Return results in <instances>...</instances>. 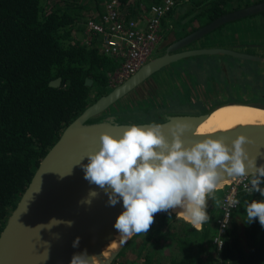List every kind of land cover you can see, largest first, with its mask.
Masks as SVG:
<instances>
[{"label": "water", "instance_id": "water-1", "mask_svg": "<svg viewBox=\"0 0 264 264\" xmlns=\"http://www.w3.org/2000/svg\"><path fill=\"white\" fill-rule=\"evenodd\" d=\"M262 11L264 2L225 13L172 41L67 124L34 168L2 227L0 264H113L149 217L174 195L240 177L264 178V124L197 132L211 108L264 110L263 104L214 101L210 85H197L195 93L203 100L198 112H162L155 117L158 122L141 124L123 123L113 115L116 108L141 100L140 86L153 83V75L171 72L187 60L205 57L219 65L221 56L236 55L250 61L249 69L255 71L253 62L260 57L234 54L209 41L226 23ZM181 75L189 86L186 74ZM59 83L56 79L49 86ZM160 83L151 102L166 89ZM85 84L91 85V80ZM188 90L194 96L191 85ZM137 222L129 236L118 237Z\"/></svg>", "mask_w": 264, "mask_h": 264}, {"label": "trees", "instance_id": "trees-1", "mask_svg": "<svg viewBox=\"0 0 264 264\" xmlns=\"http://www.w3.org/2000/svg\"><path fill=\"white\" fill-rule=\"evenodd\" d=\"M115 1L123 21H137L162 2ZM250 1L196 0L186 10L177 7L184 27L195 21L206 24L227 13L230 4L247 6ZM103 3L0 0V232L34 168L62 129L111 90L106 75L118 60L102 53L103 35L86 32L89 21H98ZM259 16L263 20H257L255 28L264 35V13ZM56 79L59 85L49 86ZM86 79L91 85L85 84ZM152 110L136 103L116 108L113 115L123 123L141 124L136 118H153ZM223 192L208 190L196 199L200 229L171 213L167 204L160 207L137 233L142 242L137 245L133 238L128 243L135 261L142 256V264H264V183L251 192L237 191V208L222 235V248L216 251L212 238ZM163 248L167 255L162 256Z\"/></svg>", "mask_w": 264, "mask_h": 264}, {"label": "built area", "instance_id": "built-area-1", "mask_svg": "<svg viewBox=\"0 0 264 264\" xmlns=\"http://www.w3.org/2000/svg\"><path fill=\"white\" fill-rule=\"evenodd\" d=\"M177 0H162L157 6H152L148 15H140L137 21H123L117 11L115 0H104L103 11L98 21H89L86 32L92 35H103L102 53L118 60V66L107 73V85L113 88L134 74L151 55L161 38V28L167 14L173 10ZM144 22V28H139L137 22ZM264 183L260 177H240L224 186L219 200V214L215 219L216 234L212 244L216 251L222 248V235L230 225L232 213L237 208V191L251 192ZM215 251V252H216Z\"/></svg>", "mask_w": 264, "mask_h": 264}, {"label": "flooded vegetation", "instance_id": "flooded-vegetation-1", "mask_svg": "<svg viewBox=\"0 0 264 264\" xmlns=\"http://www.w3.org/2000/svg\"><path fill=\"white\" fill-rule=\"evenodd\" d=\"M192 2H196V0H177L172 10L173 14L171 17L174 18L175 15L179 14L178 11L180 9L177 6L182 5L181 10L183 9L186 10L191 7V4H193ZM262 2H264V0H251L249 5L240 6V7H237L236 3L230 4L229 11L227 13L235 12L236 10H239V9H242V8L254 5V4H259ZM263 13L264 11L254 13L250 16L235 20L233 22L226 23L225 25L221 26L216 31H214V33L220 32L223 34L225 33L226 35L228 33L225 31L226 26L232 25V24L238 25L237 27L242 29L241 30L242 35L240 39L238 36L233 37L230 40L231 46L225 45V47H229L228 49L233 51L234 54H243V55H250V56L254 55V56H257L263 59L264 58V35L260 33L259 29L255 28L257 20L262 19L259 15H262ZM171 17H169L168 20ZM178 18L176 20L177 22H179L177 30L178 28L179 29L181 28L179 27V25L182 24V21H180L181 19L179 18L180 19L179 20ZM192 25L194 26V28H198L205 24H200L198 21H195ZM170 26H171L170 32L163 39V41L167 40V38L170 39V37L171 38L173 37V31L171 30H173L175 27L173 25H170ZM257 52H260L261 54ZM221 57H222L221 59L222 63L219 64L220 66L217 65L215 62H213V60H211L210 58L205 59L203 57H198L195 60H192V61L189 60L188 62L186 61L187 63L184 62L182 66L181 65L179 66L176 64L173 67L172 73L177 74L178 72L181 71L180 69H182L183 67H185L186 69L187 68L190 69V66H191L190 71H193L192 67L196 65H197L196 66L197 68L199 66H202L198 71L197 70L193 71L194 75L196 76V79L197 77L201 79V76H203L202 70L203 69L205 70L206 80L207 78L210 80V82H205V83L210 85V89L213 90V92H209V93H212L211 95L214 98V101H219L225 98L228 101L257 102V103L264 105V101H262L264 99V74L260 73V71L264 72V64L263 63L255 64V62H253L254 67L259 68L258 70L255 69L254 71V70L249 69V67L252 66V64H250L251 63L250 61L241 60L240 58L236 57V55L221 56ZM244 71L250 72L251 74L247 76L240 75ZM211 82H214L215 85L212 84ZM185 88H186L187 96L181 97L178 93L173 94L175 96L172 98L174 100L172 103H168L170 100V98L168 97L169 96L168 90L164 89L161 93L162 95L159 100V102L160 101L162 102V100H164L163 98L165 97L166 103L162 102L163 104H165L164 108H161V107L159 109L155 108L157 111H154L150 109V107H148L150 112L152 110L155 113L153 114V118L156 117L157 115H160L162 112L170 113L169 111L170 105L173 103L178 105L180 108L184 107L182 108L183 109L182 111L188 112L190 114L201 109L203 106V100L200 97V95H197L195 93L197 90H195L194 86H192V88L195 90L194 96L192 94L193 92L188 90L190 89V85L188 86V84H185ZM179 107H178V110H179Z\"/></svg>", "mask_w": 264, "mask_h": 264}, {"label": "rangeland", "instance_id": "rangeland-1", "mask_svg": "<svg viewBox=\"0 0 264 264\" xmlns=\"http://www.w3.org/2000/svg\"><path fill=\"white\" fill-rule=\"evenodd\" d=\"M177 18H178V14L175 15V17L173 18V20H171V18L168 20V18H167V20H164L163 21V24H162V28H161V38H165L169 34V32H170V25H173L175 27L174 28L175 30L173 31V37L172 38L170 37V39L168 40V42L170 41L169 43H171L174 40V38L177 39L178 38L177 36L180 35V33H181V32L180 33L176 32L177 27H178V24H179V22L176 21ZM230 26H232L233 29H235V30H232L231 33L230 32L227 33L226 34L227 37H229V36H232V37L238 36L239 39H240V37L242 35V31H241L242 29L239 28V27H237L238 25L232 24V25L226 26L225 27V30H228L227 28H230ZM179 27L182 28V24H180ZM192 27H193V25H192ZM162 43H163V39H162V41L159 44H156L155 45V47H154L151 55L149 56V58L155 57L156 55H158L160 53V51H161L160 49L163 47ZM257 53H260V52H257ZM203 58H205V57H203ZM205 59H207V58H205ZM187 62H188V60H187ZM179 64H181V63H179ZM179 64H177V65H179ZM196 66L192 67L195 71L196 70L198 71L202 67V66H199L197 68ZM172 70H171V72L169 70H167V71H164L163 70L161 72H158L157 74H155V75H153L151 77V80L153 81V83H150L151 81H149V82H145L144 83V86L143 85L140 86V87H143V89L142 90L141 89L140 90L138 89L140 91L139 92L140 94L138 96L141 98V100H139L137 103H139V104L145 103L147 107L154 106L156 109H158L160 107L161 108H164L165 104H163L162 102L166 103L165 97L163 98L164 100H162V102L161 101L159 102L162 94L159 95L160 97L158 98V101L157 102H151L150 101V96H157L156 93L154 92V87L157 88L156 85H158V83H160V82H164V85L166 86V89L168 90V94H169L168 97L170 98V100H169L168 103H172L174 101L172 98L175 95H173V94H177L178 93L181 97H183V96L186 97L187 95H186L185 81H183V78H182V75H181L183 73L186 74V76L188 78L187 82L190 83L191 86H194V87L197 86V85L206 86L208 84L205 83V82H210V80L208 78L206 80V76H205L206 74H205V70L204 69L202 70V75L203 76H201V79L198 78V77L196 79V76L194 75V72L193 71H190L189 68L186 69L185 67H183L182 70L180 72H178L177 74L172 73ZM250 74H251L250 72L244 71L240 75L247 76V75H250ZM252 78H253V76H252ZM148 83H150V84H148ZM147 84H148V86H147ZM160 84H159V87H160ZM157 94H158V92H157ZM167 100H168V98H167ZM262 101H264V99ZM124 107L125 106H123L122 108H124ZM178 107L179 106L176 105L175 103L171 104L170 105V110H169L170 113L171 114H176V113L177 114H190L188 112L182 111L183 110L182 108H184V107H182V108L179 107V110H178ZM198 111H200V109L197 110L196 112H198ZM136 119L139 120L142 123H149V122H152L153 120L154 121L156 120L155 117L154 118H152V117L151 118H144V117H141V116L138 117V118H136ZM130 122L133 123V120L130 121ZM221 188L222 187L216 188V189H209V190H220ZM203 196H201V197H203ZM167 208H168V210H170L169 203H167ZM200 216L201 215H199V218H200ZM198 229H200V227ZM136 242H137L136 244L138 245L142 241H141V239L138 238V239H136ZM163 243H164V241H163ZM164 244H168V240H166ZM132 249L133 248L130 249L129 246H126L123 249V251L125 252V254L123 255V257H120L119 256L115 260V263L114 264H117V263H119V264H130L129 262L131 260H133L134 258H136L135 253L132 252ZM123 253H121V254H123ZM167 253H168V249L167 248H163V250H162V256H164L163 254H166L167 255ZM135 262L136 261H134L133 264H135ZM142 263L143 262H142V256H141L139 260L137 259V264H142Z\"/></svg>", "mask_w": 264, "mask_h": 264}, {"label": "bare ground", "instance_id": "bare-ground-1", "mask_svg": "<svg viewBox=\"0 0 264 264\" xmlns=\"http://www.w3.org/2000/svg\"><path fill=\"white\" fill-rule=\"evenodd\" d=\"M264 64V58L255 64ZM240 124H264V110L254 109L240 105H222L209 109L205 118L198 124V133H211L217 130H225ZM228 183V182H226ZM225 182L212 183L206 186H199L182 191L169 200L170 210L180 219L189 223L192 227H200L199 206L196 199L203 196L209 189H216L224 186ZM139 223H135L129 230L121 233L118 237L129 236Z\"/></svg>", "mask_w": 264, "mask_h": 264}, {"label": "crops", "instance_id": "crops-1", "mask_svg": "<svg viewBox=\"0 0 264 264\" xmlns=\"http://www.w3.org/2000/svg\"><path fill=\"white\" fill-rule=\"evenodd\" d=\"M182 3V2H181ZM180 16V13L178 14V17ZM138 18V17H137ZM180 18V17H179ZM178 18V19H179ZM181 19V18H180ZM179 19V20H180ZM171 20H173V18L171 17ZM137 24L139 25V28H144V22H142V21H139V22H137ZM171 27V26H170ZM194 27V26H193ZM174 28V27H173ZM228 30H225L226 32H232V30H235V29H233V27L232 26H230V28H227ZM175 29H173V30H171V31H174ZM192 30V24L191 25H186V26H182V28H178V30H176V32H178V33H180V35H178L177 37L178 38H180V37H182V36H184L185 34H187L188 32H190ZM169 37H170V35H169ZM212 37H213V40L211 39V41H209V44L211 45V46H219V47H223V46H225V45H229V46H231V43H230V40L233 38L232 36H229V37H227V35H225V33L223 34V33H213L212 34ZM177 38V39H178ZM164 39V38H163ZM176 38H174V40L173 41H175V40H177ZM168 40H169V38H167V40H164L163 41V43H162V45H163V47H165L167 44H169V42H168ZM166 44V45H165ZM233 44V43H232ZM211 59V58H210ZM212 60V59H211ZM190 69H191V66H190ZM193 69V68H192ZM181 70V69H180ZM193 71H195L194 69H193ZM171 213H173L171 210H169ZM216 211V210H215ZM142 239V236H141V234L139 233V234H137L135 237H134V239H133V241H135L136 242V239ZM137 243V242H136ZM129 246V248L131 249L132 248V244H129L128 245ZM124 252V251H123ZM122 252V253H123ZM125 254V252L123 253V254H121L120 255V257H123V255ZM135 261V258L133 259V260H131L129 263L130 264H133V262ZM137 262V261H136ZM137 264V263H136Z\"/></svg>", "mask_w": 264, "mask_h": 264}]
</instances>
